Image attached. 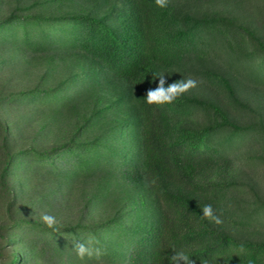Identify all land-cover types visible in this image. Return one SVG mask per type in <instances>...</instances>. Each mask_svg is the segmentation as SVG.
I'll use <instances>...</instances> for the list:
<instances>
[{
	"label": "trees",
	"instance_id": "1",
	"mask_svg": "<svg viewBox=\"0 0 264 264\" xmlns=\"http://www.w3.org/2000/svg\"><path fill=\"white\" fill-rule=\"evenodd\" d=\"M192 1L0 0V76L39 67L0 85V264H171L175 251L264 264V197L240 179L264 166V116L246 120L239 92L264 83V9ZM155 74L206 91L149 105ZM35 176L48 187L30 191ZM209 204L222 223L203 217ZM89 238L99 260L73 250Z\"/></svg>",
	"mask_w": 264,
	"mask_h": 264
},
{
	"label": "rangeland",
	"instance_id": "2",
	"mask_svg": "<svg viewBox=\"0 0 264 264\" xmlns=\"http://www.w3.org/2000/svg\"><path fill=\"white\" fill-rule=\"evenodd\" d=\"M248 4H249V11H255L257 14L260 13L263 9H264V0H247ZM191 3L195 4V5H199L202 9L206 8V7H210V6H214V7H221V5H223L222 0H197V1H192ZM252 8V9H251ZM261 10V11H259ZM255 14V13H254ZM247 22H249L248 20H246ZM249 24H253V21H250ZM256 44V43H255ZM254 44V45H255ZM219 51H225V50H219ZM220 63H223V60H220ZM39 71V67L34 68H29V74L27 75H22L18 76L9 73L8 71L3 72L0 76V85H9V87H21L23 86V84H26L28 82V80L30 81L31 79H33V74H35L36 72L38 73ZM31 78V79H30ZM188 77H186L187 79ZM193 79H196L194 77H191ZM197 80V79H196ZM199 81V80H198ZM245 86L242 87L239 92L241 94L242 97H244L245 99H247V101L249 102V104L251 105L252 109H247L245 111V119L247 120H257L258 118L261 117L260 113H262L264 116V83L260 84V86H258V88H254L251 86V84H247L250 82L244 81ZM263 85V86H262ZM191 92H196L198 94H204L206 91V88L204 87V85H202V83H200L198 85V87L193 88L192 90H190ZM8 118L10 119V121L16 123L17 121H19L15 115H12L11 117L8 116ZM17 119V120H16ZM13 123V124H14ZM21 126V130L23 129L25 134H30L33 135L35 130L38 128V122H34V121H28V122H20ZM60 127V126H58ZM55 127L53 131L54 136L52 137L53 139H60L63 138L65 135H67V130L63 129L61 127H65V126H61L60 128ZM66 128V127H65ZM16 131V129H15ZM64 131V132H63ZM65 134V135H64ZM255 147L251 148V147H246L244 149H242V153L244 154H248L253 152V149ZM242 168H244L243 173L241 174V181H242V186L244 188H248L249 185H252L254 187H256L260 194L264 197V166L263 165H253V164H243ZM30 183V191H33L34 189H45L46 187H48V183L43 182L42 180H40V177L35 176L32 177L29 181ZM250 193V192H249Z\"/></svg>",
	"mask_w": 264,
	"mask_h": 264
},
{
	"label": "clouds",
	"instance_id": "3",
	"mask_svg": "<svg viewBox=\"0 0 264 264\" xmlns=\"http://www.w3.org/2000/svg\"><path fill=\"white\" fill-rule=\"evenodd\" d=\"M155 4L161 9H167L170 4V0H155ZM156 77H159V83L155 88H149L146 93V102L149 105H170L178 101L185 93L189 92L193 88L198 87L201 81L188 77L187 79L178 80L167 84L164 74H155ZM203 217L207 218L217 224L222 223L221 216L223 212L220 211L218 215L213 209L212 205H205L203 208ZM41 219L44 224L54 232H60V226L55 216L50 214H42ZM76 255L80 259L95 258L99 260L105 253L100 247L94 246L93 239L89 238L86 242H76L73 248ZM235 255L249 256L251 253L245 248L244 245H241L236 251ZM171 264H195V261L184 251H175L174 255L170 257ZM247 264H255V261L251 258L247 260Z\"/></svg>",
	"mask_w": 264,
	"mask_h": 264
}]
</instances>
